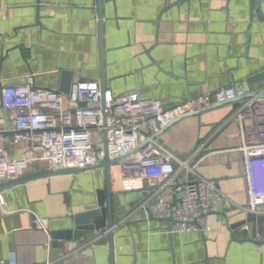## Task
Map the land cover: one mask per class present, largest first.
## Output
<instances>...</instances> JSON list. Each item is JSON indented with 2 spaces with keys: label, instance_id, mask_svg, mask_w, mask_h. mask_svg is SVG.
<instances>
[{
  "label": "crops",
  "instance_id": "0c3cea01",
  "mask_svg": "<svg viewBox=\"0 0 264 264\" xmlns=\"http://www.w3.org/2000/svg\"><path fill=\"white\" fill-rule=\"evenodd\" d=\"M166 1L103 0L102 27L99 0H0L3 126L11 128L15 120L3 104V91L27 84L29 74L36 86L54 91L66 93L76 81L96 80L116 95L137 92L170 109L221 87L236 85L241 94L243 83L264 71V0H185L163 11ZM262 88L264 80L250 84L251 91ZM65 98L68 107L77 106ZM250 99L187 116L156 138L180 154L202 147L199 172L229 198L215 203L204 232L170 233L169 220L143 208L154 190H127L120 161L111 166L115 264H264V213H246L239 206L248 201V186L239 149L242 128L232 116ZM255 110L246 123L264 131L262 100ZM90 133L94 141L105 138L97 129ZM9 153L15 158L38 154L26 140L10 146ZM36 164L52 168L43 160L28 169L35 171ZM106 181V168L97 166L0 191L8 210L0 206V264H10L13 250L19 264H110L106 232L88 237V230H74L73 220L74 214L98 207ZM163 197L170 198L171 189ZM45 217L44 233L37 218ZM227 222L230 228H223ZM245 223L250 234L242 231ZM72 229L62 246L52 244L51 232Z\"/></svg>",
  "mask_w": 264,
  "mask_h": 264
},
{
  "label": "built area",
  "instance_id": "2783aa9c",
  "mask_svg": "<svg viewBox=\"0 0 264 264\" xmlns=\"http://www.w3.org/2000/svg\"><path fill=\"white\" fill-rule=\"evenodd\" d=\"M27 82L6 86L3 91V104L15 120L13 127L5 128L0 118V179L21 177L36 161L47 160L52 168L61 169L95 165L107 154L111 159L125 155L120 167L126 189L152 188L155 197L143 208L157 218L173 217L172 232H204L209 228L206 217L215 203L229 200L215 181L199 172L202 147L182 157L153 136L187 113L234 99L240 92L236 85L217 88L200 98H184L164 109L159 99H143L137 92L116 95L110 89L103 90L96 80L76 81L68 93L36 86L34 74L28 75ZM66 95L77 106L68 107ZM103 99L107 116L101 105H90ZM260 104L261 100L253 97L232 116L242 128L239 149L248 186V201L239 206L253 214L264 213V131L246 120ZM95 129L108 132L107 150L104 140H93L90 131ZM25 140L38 154L11 156L10 146ZM168 188L171 197L165 199L163 192ZM0 206L7 213L1 195ZM37 222L38 230L47 232L48 218H37ZM222 227L230 228L229 222ZM242 231L250 234V225L245 223ZM9 259L10 264H19L16 251L10 252Z\"/></svg>",
  "mask_w": 264,
  "mask_h": 264
},
{
  "label": "water",
  "instance_id": "95a60500",
  "mask_svg": "<svg viewBox=\"0 0 264 264\" xmlns=\"http://www.w3.org/2000/svg\"><path fill=\"white\" fill-rule=\"evenodd\" d=\"M185 0H176V1H171L167 0L166 4L164 6L163 11L169 8L170 5L172 4H180V2H183ZM102 3L103 0H99V9H100V25L102 26V19H103V13H102ZM39 11V10H38ZM40 15V14H39ZM38 15V16H39ZM103 27V26H102ZM103 39V28L101 29V40ZM256 80H264V71L260 72L254 76H252L250 79L245 81L243 83V86L241 88L242 93L238 94L234 99L225 101V102H218L215 104H212L211 106L208 107H203L200 108V110L187 113L183 115L182 117H179L172 122L168 123L163 129L160 130L159 133L155 134L153 137L158 138L164 130L171 124L178 122L180 120H183V118L190 116L192 114H199L201 111L209 109V108H214L218 107V105L226 104V103H233L235 101H241V100H246L250 98H257L259 100H262L264 102V88L259 89V90H250V84L253 81ZM102 89L105 90L106 87L105 85H102ZM68 93V91L66 92ZM104 115H106V108H105V100L103 99L102 103ZM164 109H167L164 105ZM106 120V119H105ZM105 132V148L107 150V144H108V132ZM187 153L182 154V157H184ZM125 155L111 159L109 157V154L106 155V158L104 161H100L96 163L95 165H88L84 167H73V168H61V169H55V168H41L39 164L35 165V171H30L29 169H26V172L23 176L19 178H14V179H0V191L7 189L9 186L19 184V183H26V181L31 180V179H36L40 178L43 176H48V175H55V174H61V173H78L79 171L86 170V169H92L96 168L97 166H102L106 168V188L105 189H99L98 191V207L94 210H90L88 212L82 213L80 215L74 214L73 220L75 221V227L74 230H80V229H85L88 230V237L94 236L95 232L97 231H104L106 232L107 237L109 238V256H110V264H115L116 262V256H115V230L117 227V222L115 220V213L113 210V203H112V197H113V189H112V165L115 162L120 161L121 159L124 158ZM177 198H175L176 200ZM81 217H86L88 218L89 222H83L81 221ZM154 217V216H153ZM157 218V217H156ZM80 219V220H79ZM161 220H169L170 224L168 226V231L172 233V228L175 223V219L173 217H168L166 219L162 218H157ZM72 230H63V231H53L50 233V238L52 240V244L54 245H63V239L67 238L70 239L72 238ZM62 241V242H61Z\"/></svg>",
  "mask_w": 264,
  "mask_h": 264
}]
</instances>
